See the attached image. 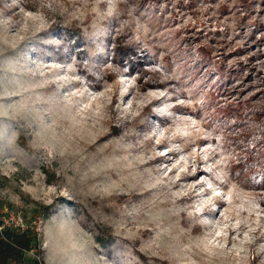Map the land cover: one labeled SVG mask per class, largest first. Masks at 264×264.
I'll list each match as a JSON object with an SVG mask.
<instances>
[{
    "label": "rangeland",
    "instance_id": "obj_1",
    "mask_svg": "<svg viewBox=\"0 0 264 264\" xmlns=\"http://www.w3.org/2000/svg\"><path fill=\"white\" fill-rule=\"evenodd\" d=\"M0 153L44 264H264V0H0Z\"/></svg>",
    "mask_w": 264,
    "mask_h": 264
},
{
    "label": "trees",
    "instance_id": "obj_2",
    "mask_svg": "<svg viewBox=\"0 0 264 264\" xmlns=\"http://www.w3.org/2000/svg\"><path fill=\"white\" fill-rule=\"evenodd\" d=\"M66 30L74 36L73 42L80 40L77 28ZM130 49L131 46H126V50L131 51ZM116 129L113 127L112 134L118 133ZM44 209L47 210L48 207L45 206ZM0 226V264H44L41 241L32 225L23 226L0 220Z\"/></svg>",
    "mask_w": 264,
    "mask_h": 264
},
{
    "label": "bare ground",
    "instance_id": "obj_3",
    "mask_svg": "<svg viewBox=\"0 0 264 264\" xmlns=\"http://www.w3.org/2000/svg\"><path fill=\"white\" fill-rule=\"evenodd\" d=\"M148 108V107H147ZM12 114V113H11ZM39 141V140H38ZM40 143V142H39ZM6 154V153H5ZM0 155H1V153H0ZM64 158V157H63Z\"/></svg>",
    "mask_w": 264,
    "mask_h": 264
},
{
    "label": "built area",
    "instance_id": "obj_4",
    "mask_svg": "<svg viewBox=\"0 0 264 264\" xmlns=\"http://www.w3.org/2000/svg\"><path fill=\"white\" fill-rule=\"evenodd\" d=\"M6 223H8L7 221H5ZM0 228H1V226H0Z\"/></svg>",
    "mask_w": 264,
    "mask_h": 264
}]
</instances>
